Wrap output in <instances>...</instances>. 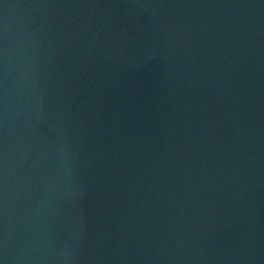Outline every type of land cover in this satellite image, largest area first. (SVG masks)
<instances>
[{
	"label": "water",
	"instance_id": "obj_1",
	"mask_svg": "<svg viewBox=\"0 0 264 264\" xmlns=\"http://www.w3.org/2000/svg\"><path fill=\"white\" fill-rule=\"evenodd\" d=\"M0 264H264V0H0Z\"/></svg>",
	"mask_w": 264,
	"mask_h": 264
}]
</instances>
